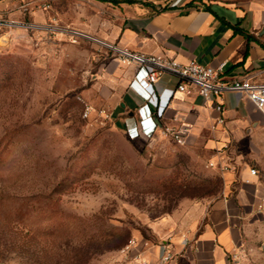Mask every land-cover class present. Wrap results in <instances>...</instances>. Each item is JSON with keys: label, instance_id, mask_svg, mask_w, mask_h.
Returning a JSON list of instances; mask_svg holds the SVG:
<instances>
[{"label": "rangeland", "instance_id": "374dc122", "mask_svg": "<svg viewBox=\"0 0 264 264\" xmlns=\"http://www.w3.org/2000/svg\"><path fill=\"white\" fill-rule=\"evenodd\" d=\"M119 15L94 0L0 10V264H138L131 238L222 194L203 138L133 140L113 117L83 115L82 99L109 110L112 55L91 28Z\"/></svg>", "mask_w": 264, "mask_h": 264}, {"label": "crops", "instance_id": "0c3cea01", "mask_svg": "<svg viewBox=\"0 0 264 264\" xmlns=\"http://www.w3.org/2000/svg\"><path fill=\"white\" fill-rule=\"evenodd\" d=\"M94 1L120 13L116 20L92 26L102 42L182 62L196 59L217 65L225 60L227 76L249 75L264 81V0H186L179 7H166L170 0ZM14 2L0 0V10ZM105 65L114 89L108 88L99 103L108 105L126 132L138 118L148 122L140 110L144 96L132 83L135 67L113 56ZM176 83V77L163 74L158 88H175ZM221 100L225 123L215 129L212 125L220 113L196 93L176 92L167 111L177 112L188 123L187 141L203 138L214 160L231 159L234 167L222 173V194L199 204L192 214L154 222L150 244L145 245L147 238L135 236L132 254L152 260L168 241L180 248L187 235L191 245L171 264H253L255 253L262 255L264 264V108L234 90L224 92ZM224 145H229L225 154H216V148ZM252 167L256 175L251 174Z\"/></svg>", "mask_w": 264, "mask_h": 264}, {"label": "built area", "instance_id": "2783aa9c", "mask_svg": "<svg viewBox=\"0 0 264 264\" xmlns=\"http://www.w3.org/2000/svg\"><path fill=\"white\" fill-rule=\"evenodd\" d=\"M185 1L170 0L166 7L183 6ZM158 9L162 10L164 7L160 6ZM80 35L86 36L84 33ZM96 41L122 64L135 67L132 83L140 89L144 96V103L140 106V110L141 114L146 116L148 122H143L138 118L135 126L127 129V135L130 139L150 138L156 133H162L180 144L186 143L189 134L188 123L179 119L177 112L168 113L167 111L171 97L178 91L198 94L203 98L205 104L220 113L212 125L213 129L225 123V117L222 114L225 106L221 97L227 90L244 93L259 108H264V81H257L249 75L242 77L227 76V62L225 60L217 65L206 64L196 59L182 62L176 58H169L160 54L143 53L118 44L106 43L98 39ZM163 74L176 77L175 88H158L159 78ZM82 101L84 102V116H89L95 111L100 116L109 119L113 117L109 110L96 109L89 102L83 99ZM228 147L229 145H224L216 148L215 153L225 154ZM210 164L216 165L222 173L234 167L229 157L212 160ZM250 172L256 175L258 171L252 167ZM144 243L149 245L150 240L146 239ZM191 243V238L184 235L180 242V248H177L172 241H168L161 253L152 260L143 259L139 254H136L135 258L138 259V264H171L172 261L179 259ZM136 245L137 239L131 238L125 249L130 251Z\"/></svg>", "mask_w": 264, "mask_h": 264}, {"label": "trees", "instance_id": "16d2710c", "mask_svg": "<svg viewBox=\"0 0 264 264\" xmlns=\"http://www.w3.org/2000/svg\"><path fill=\"white\" fill-rule=\"evenodd\" d=\"M100 1H110L112 3H119L120 0H100ZM126 238L125 237H122L121 239H119L118 241H116L115 244L109 246V248H118L120 246H124L126 243H127V240L125 242Z\"/></svg>", "mask_w": 264, "mask_h": 264}]
</instances>
